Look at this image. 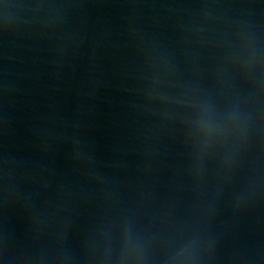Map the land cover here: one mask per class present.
Returning <instances> with one entry per match:
<instances>
[{
    "label": "water",
    "instance_id": "obj_1",
    "mask_svg": "<svg viewBox=\"0 0 264 264\" xmlns=\"http://www.w3.org/2000/svg\"><path fill=\"white\" fill-rule=\"evenodd\" d=\"M0 264H264V0H0Z\"/></svg>",
    "mask_w": 264,
    "mask_h": 264
}]
</instances>
